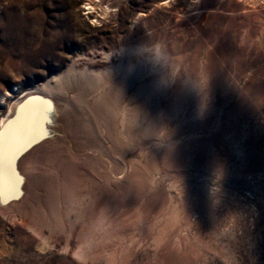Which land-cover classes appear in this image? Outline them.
Listing matches in <instances>:
<instances>
[{
  "label": "rangeland",
  "instance_id": "rangeland-1",
  "mask_svg": "<svg viewBox=\"0 0 264 264\" xmlns=\"http://www.w3.org/2000/svg\"><path fill=\"white\" fill-rule=\"evenodd\" d=\"M133 45L138 50L127 52ZM119 58L129 60L153 87L151 98L174 116L152 138L130 139L115 154L82 132L81 111L68 109L65 118L58 113L61 124H52L47 110L42 126L66 125V134L46 128L61 136L54 146L80 163L78 175L101 176L103 186L92 201L76 199L70 214L63 201L53 220L29 202L35 191L43 195L35 173L49 147L35 151L26 196L0 199V264H264V0H0V118L26 91L70 66L97 73ZM102 92L92 90L87 104ZM48 138L56 137L43 136L28 150ZM179 145H189L179 151L186 158L176 153ZM134 166L142 172L126 179ZM108 174L126 179L121 194ZM75 213L79 219L72 221ZM46 220L55 221L53 228Z\"/></svg>",
  "mask_w": 264,
  "mask_h": 264
},
{
  "label": "bare ground",
  "instance_id": "bare-ground-1",
  "mask_svg": "<svg viewBox=\"0 0 264 264\" xmlns=\"http://www.w3.org/2000/svg\"><path fill=\"white\" fill-rule=\"evenodd\" d=\"M133 46H130L129 48H127L128 49L127 52L128 51L130 52V50H138V48H139L138 46L139 45L137 47L136 46L133 47ZM127 54H129V53H127ZM155 56L157 57V54H155ZM106 57H108V56H106ZM130 61H131V59H130ZM98 62L100 63L101 60H98ZM129 63H130L129 60H128V64H126V61L124 63V60L122 61V59L119 58V62L116 65L108 66V68H106L104 71L97 72V73L89 72V71H86V70L80 71L79 69L75 68L72 65L65 72H63V74L61 76L55 77L54 79L47 81L46 83L42 84L41 86H37L36 89H34V90L26 91L24 93V95H23L25 97H24V99L22 101H14L11 105H9L8 113L6 115H3V117L0 118V132L7 131V133H8V135L5 137V149H4L5 177H4L3 190H2V192H0V199H3L5 197H9V196H17L19 192H21V193L24 192V194H25L23 197H20L21 196V194H20L19 195L20 198H18L19 200L22 199V198H24L26 196V194H27V187H28V184H29V182L31 180V176H30L31 173H30V169H29L30 168L29 163L32 162L31 161V156L34 153H36L35 151H39L40 149H42V148L44 149L45 147H49V150L42 155V157H43V162L41 164V169L42 170H41L40 173H35V175L37 177V186H36L37 189L36 190H40L43 193V195L41 196L39 193H37L35 191V193L33 195V198H30L29 199V202H31L32 204L36 203V205L41 208V210L43 211V212L42 211L41 212L44 213V215L47 212L46 215L47 216H50L53 220L56 219V218H58L60 216V214H61L59 207L62 206L60 204L63 201L65 203L66 202L68 203V209H67L68 210V213H69L70 210H73L75 212V211H77V207H76L77 205L75 204L76 205V206L74 205L75 209H73V203H75V200L76 199H79L80 198V200H82V197H84L85 198L84 201L87 203L89 200H91L92 196L96 193L97 190L98 191L101 190V186H103V181L101 180L102 179L101 176H100V178L99 177H97V178H91V176H90L91 174L89 175V174H86L85 173L84 175H82L83 174L82 173L81 176L78 175V171L80 170L79 169V164L80 163H78L77 160L74 159L75 157L73 158V160H71L72 157L70 155H69L70 157H67L66 154H65L66 151H65V149L62 146H54V144L60 143L59 141L61 139V136H59L58 134H53L52 131H46V128L49 127V129L52 128L51 130H55L57 132L58 131H61V132L65 133V134L67 133V131H66V125L64 124L65 121L63 122L64 125H61V126H59L57 124L52 125V124H54L55 121H58V123L61 124V122H62L63 119H61L60 117H57L58 116V113H61L62 114L61 117L63 116L62 118H65L66 115H67V110L68 109L71 110L72 112H73V109H75L76 111H79V112L81 111V115L83 116V120L79 123V126H80L82 132L86 136L90 137L91 140H94V141L98 142L100 145H104L107 149L109 148L110 150H113V152L114 151L116 152V150H119V148L123 151L122 147H125L128 144H131L130 139L133 140V141L134 140L137 141L138 139H142L144 136H149L150 137V135H153V134L155 135V133L160 132L162 128H165L166 125H168L167 123H169V121L171 119H169V121H168L167 118L169 116L173 115V114H170L172 112L171 111L168 112V111L164 110L163 109V106L161 107L160 105H158V103H156L154 101L153 98H151V97H154L152 95L153 92H154L152 90L153 87L151 86L152 88L151 87L148 88V86H150V85H147V87H146V84H147L146 81L147 80L144 82L146 84H144L141 81V79H140V77H141L139 75L140 73L139 72L137 73L136 68L130 66ZM134 66H136V64ZM149 83H152V82L150 81ZM99 87H101L103 89L102 96L100 98H98V100H96L93 104H91V105L87 104V100H88L87 98H89L88 96L91 93V91L94 90V89H97ZM150 89L153 91L152 94H151ZM69 92H71V94H68ZM31 93H36V94L30 95ZM155 95H157V94H155ZM33 98H38V99H33ZM58 98H60V99H58ZM29 100H32L33 102H32L31 105L28 106L27 109H25V111L23 113H21L20 122L18 124H12V125H10V121L16 120L18 110L21 108V106L22 105H25ZM155 100H156V98H155ZM161 101L162 100H160L159 102L161 103ZM60 102H62V105H61ZM47 110H50L48 112L49 114L46 115V116H48L49 119L51 120V123H52V124L50 123L51 125L42 126L41 119H40L38 126L34 130H32L29 133L23 132V125H25V123L30 124L31 123V120L35 117L36 113H41L42 114L41 115V118H42L43 114H46L47 113ZM176 111L177 110H175V112ZM178 113H179V111H178ZM46 116H45V118H46ZM173 116H171V117H173ZM56 117L58 119H56ZM45 118H44V120H45ZM166 119L168 121V122L166 121L167 123L165 122ZM46 121H47V119H46ZM164 122L166 124L165 126H164ZM51 134L54 137H56V138H54V139L53 138L52 139H49L48 138L45 141H42L37 146H35V148H33L31 150L30 149L28 150L29 146H31L32 144H34L37 140L41 139L43 136H47V135H50L51 136ZM21 135L24 136L23 139H19V137ZM150 138H152V137H150ZM17 141H19V142H17ZM180 145H179V147H181ZM166 146H168V144ZM183 146H185V145H182V147H181L182 149L181 148L179 149V147H178L179 150H178V152H176L177 154L180 153L179 151L183 150V148H184ZM186 146H189V145H186ZM168 147L170 148L171 146H168ZM176 147L177 146H175V148ZM187 149H188V147H187ZM125 150L126 149H124V151ZM151 150L152 149H150L148 152L150 153ZM153 150L151 152H153ZM168 150H171V149H168ZM164 151H165V149H164ZM172 151H173V146H172ZM183 151H182V154H183ZM192 151H193V149H192ZM117 152H119V151H117ZM157 152L159 154V151H157ZM176 153H175V151L173 152L174 155ZM191 153H195V152L193 151ZM167 154H169V153H167ZM170 154H172V153H170ZM174 155H173V158L176 156V155L175 156ZM183 156L180 153V157L179 158H184V157L186 158V156H184V157ZM15 157H16V159L14 161V164H15V170L17 172L16 171L14 172V170L12 168V160ZM169 157L171 158V156H169ZM157 158H160V157H157ZM164 158H166V156L164 157V153H163V159ZM176 158H177V156H176ZM176 158H174V160ZM66 159L68 160L67 162L65 161ZM153 159H156V158H153ZM163 159H162V162L164 161ZM174 160H173V162H174ZM184 160H181V161L184 162ZM176 161L179 162V160H176ZM167 162H169V160ZM133 163L135 164L134 161H133ZM164 163L163 164L161 163V164L164 165ZM182 164H184V163H182ZM138 165H139V163L137 164V166ZM166 165H168V164H166ZM80 168L82 169V167H80ZM137 168H139V167H137ZM131 169H130L131 174L128 173L127 176L126 175H123L124 177L126 176L125 177L126 179L127 178L128 179L129 178L135 179V178H137L139 176V173H138V176L137 177H131L132 175L135 174L136 167H135V169H132V170ZM140 169H142V168H139V170ZM139 170L137 169V171H139ZM143 170H145V169H143ZM58 171H60V172H58ZM140 171L142 172V170H140ZM81 172H83V170ZM146 172H145V174H146ZM126 174H127V172H126ZM105 175H107V174H105ZM143 175H144V173H143ZM108 176H110V178L113 179V181H112V183H113L112 188L115 186L114 188H117L118 189V192H116V193L121 194V192L119 190V187H121L123 185V181H126V179L125 180L124 179H121L120 177L113 176L112 174H110V175L108 174ZM110 178H108V180ZM104 179H106V181H107V177L106 176H105ZM145 180H147V178H145ZM145 180H144V182H146ZM107 183H109V185H110V182H107ZM129 183L130 182H128V184ZM134 184H137V183H134ZM138 184H140V183H138ZM145 184H143V185H145ZM124 185H125V183H124ZM107 186H105V187H107ZM142 187L144 188V186H142ZM208 187L209 186H207V188ZM133 188L137 189V187H133ZM138 188H139V192H140L141 189H140V187H138ZM143 188H142V190H143ZM145 188H147V187H145ZM207 188L206 189H205V187L203 188L205 190V192H206ZM79 189H80V191H79ZM103 189H104V187H103ZM127 189H128V187H127ZM127 189H126V193H124L123 190H122V192L125 195L128 193L127 192ZM105 190H106V188H105ZM105 190H102L101 193H104ZM129 190H132V189L129 188ZM142 190H141V192H142ZM112 192H113V190H112ZM146 192H147V190H146ZM148 192H149V189H148ZM152 192H153V190H152ZM196 192H197V190H196ZM58 193H60V196H58ZM195 193L193 192L192 194H195ZM204 193H202V195ZM206 193L204 195H206ZM100 194H97V195H100ZM124 194H122V196ZM129 194H130V192H129ZM138 194H137L136 198L139 197ZM146 194H148V193H146ZM156 194H157V192H156ZM156 194H154V195H156ZM210 194H212V193L210 192ZM54 195H56V197L58 198L57 200H53L52 199V197ZM131 195H130V197H131ZM182 195H181V197L183 198ZM202 195H200V196H202ZM215 195L213 194V198L215 197ZM96 196L94 198H96ZM127 196H126V198H127ZM158 196H159V193H158ZM184 196H185V194H184ZM190 196H192V195H190ZM208 196H206V197H208ZM142 197L141 198L139 197L137 199L138 200L139 199H142ZM143 198H145V197H143ZM200 198H202V197H200ZM216 198H218V196ZM18 199H14L11 202L18 201ZM137 199H136V201H137ZM189 199H191V198L189 197ZM189 199H186V197H185V200H189ZM195 199H196V201H199L200 200V199H197V197ZM203 199H205V198H203ZM48 200H52V201H48ZM122 200H123V198H122ZM171 200H172V198H171ZM146 201H145V203H146ZM184 202H186V201H184ZM184 202L182 200L181 203H184ZM203 202H204V200H203ZM206 202H208V201H206ZM141 203H142V201H141ZM141 203H139V204H141ZM171 203H172V201H171ZM32 204H30V205H32ZM134 204H133V206H134ZM137 204H138V202H137ZM139 204H138V208L140 207ZM197 204H200V203L197 202ZM87 205L89 206V204H87ZM187 205H190V203L188 204V202H187ZM135 206H137V205H135ZM143 206H145V205H143ZM155 206H156V204H155ZM178 206H180V205H178ZM200 206H201V204H200ZM200 206L198 205V207H200ZM203 206L206 207L207 205H203ZM142 207H141V209H143ZM147 207L150 208L151 206L149 207L147 205ZM191 207H189V208H191ZM193 207H194V205H193ZM20 208L21 207H19V209ZM145 208H146V206H145ZM166 208L167 207H165V209ZM200 208L201 209H204V208H202V206ZM207 208H210V207H207ZM150 209H151L150 211H153V210L155 211V209H157V208L153 209V207H152ZM158 209H160V208H158ZM171 210H175V209H171ZM181 210H183V208ZM207 210L208 209H205V211H207ZM154 211L151 212V213H153V214L154 213H158V214L160 213V212H156L158 210H156L155 212ZM160 211H162V209ZM201 211H200V213H201ZM139 212H141V210H139ZM142 212H143V214L146 215V213H144V212H146L145 210H143ZM208 212H209V210H208ZM163 213H165V212H163ZM169 213H171L170 214V217H171V215H172L173 212H169ZM184 213L186 214V216L188 215L186 212H184ZM204 213L205 212H203V215H204ZM149 214H150V212H149ZM140 215H142V214H140ZM151 215H149V216H151ZM155 215L156 214H154V216ZM181 215H183V214H181ZM79 216H80V214L75 213L72 216L73 217V220L72 221L78 220L79 219ZM103 216H105V215L103 214ZM168 216H169V214H168ZM177 217H174V218L179 219ZM99 218L97 219L98 222L100 220ZM103 218H105V217H103ZM147 218H149V217H147ZM48 219H50V218H48ZM69 219H71V217ZM155 219H153V221ZM160 219L157 222L160 223ZM188 219H189V217H188ZM89 220H88V223H89ZM163 220H164V218H163ZM46 221L49 222V220H46ZM153 221H152V223H153ZM155 221H154V223H155ZM176 221H175V223H176ZM51 222L52 223L49 222L50 223V226L55 221H52L51 220ZM100 222H99V224H100ZM103 223L104 222H101L100 225L104 229V227H103L104 225H102ZM165 223L168 224V222H166V221L164 222V224ZM177 223L180 224L181 223V220L179 219ZM57 225H56V227H57ZM61 225H62V222H61ZM100 225H99V227H100ZM155 225H151V226H155ZM172 226H174V225H172ZM33 227H32V229H33ZM63 227L64 226H62V228ZM160 227H161V225H160ZM176 227H178V226H176ZM69 228H71V227L69 226ZM154 228H156V227H154ZM157 228L162 231V228H159V227H157ZM167 229H168V226H167ZM173 229H175V228H173ZM33 230H35V229H33ZM158 236H159V234H158ZM155 237H156V235H155ZM160 237H161V235H160ZM153 238H154V236H153ZM162 240H164V239L162 238L159 241H161V243H162L163 242ZM155 241H158V240H155ZM155 241H153V242H155ZM184 244H186V243H184ZM86 245H87V243L84 246H86ZM155 245H157V244H155ZM158 245H159V243H158ZM88 248H89V245H88V247H86V249H88ZM80 249H79V251H80ZM80 252H79V255H81ZM84 258H86V257L84 256Z\"/></svg>",
  "mask_w": 264,
  "mask_h": 264
},
{
  "label": "snow or ice",
  "instance_id": "snow-or-ice-1",
  "mask_svg": "<svg viewBox=\"0 0 264 264\" xmlns=\"http://www.w3.org/2000/svg\"><path fill=\"white\" fill-rule=\"evenodd\" d=\"M95 23V21H93ZM33 99H38V98H33ZM32 100H29L25 105H22L21 108L18 110L17 113V118L14 121H10V125L12 124H18L20 122V117L21 113L25 111V109L28 108L29 105L32 104ZM41 113H36L35 117L31 120V123H25L23 125V132L29 133L32 130H34L41 119ZM8 135L7 131L5 132H0V192L3 190V185H4V177H5V164H4V149H5V137ZM24 136L21 135L19 139H23ZM19 142V141H17Z\"/></svg>",
  "mask_w": 264,
  "mask_h": 264
}]
</instances>
